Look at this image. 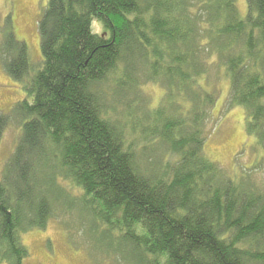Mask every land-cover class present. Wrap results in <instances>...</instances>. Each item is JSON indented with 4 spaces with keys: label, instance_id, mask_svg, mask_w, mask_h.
Segmentation results:
<instances>
[{
    "label": "trees",
    "instance_id": "16d2710c",
    "mask_svg": "<svg viewBox=\"0 0 264 264\" xmlns=\"http://www.w3.org/2000/svg\"><path fill=\"white\" fill-rule=\"evenodd\" d=\"M200 2L191 14L188 0H48L29 78L9 30L2 64L24 97L0 114V138L10 118L20 126L0 174V264H23L22 233L63 213L117 263L264 264V0L244 15L236 0ZM212 71L260 155L236 173L205 153ZM149 82L163 99L139 113L127 93Z\"/></svg>",
    "mask_w": 264,
    "mask_h": 264
},
{
    "label": "rangeland",
    "instance_id": "374dc122",
    "mask_svg": "<svg viewBox=\"0 0 264 264\" xmlns=\"http://www.w3.org/2000/svg\"><path fill=\"white\" fill-rule=\"evenodd\" d=\"M47 1L0 0V114L9 112L12 105L24 97L21 85L14 82L3 67L1 50L4 38L11 30L16 39L26 44L31 65L27 75L29 78L35 71V65L42 60L38 21ZM188 1L189 13L195 14L203 10V3L200 0ZM236 5L239 12L244 15L246 0H236ZM93 27L95 31H101V26L95 22ZM210 60H214V57ZM210 73V79L207 81L202 78L200 83L208 90L216 89L218 99L212 109L215 124L211 125L212 128L210 126L211 130L206 137L205 153L221 166L228 170L233 169L236 173L237 169L241 171V169L249 168L259 160L260 155L254 153L257 149L252 147L253 137L247 136L245 132L243 109L239 106L228 107L229 82L219 74L220 72L216 74L217 76L214 71ZM111 89L110 86L107 94L108 100L111 96ZM138 95L142 97L141 102L138 101ZM163 95L164 88L161 83L149 82L141 86L137 94L128 92L126 100L129 101V105H133L139 111V108L142 109L141 105L145 109L156 106L162 101ZM113 99L117 106L116 114L120 115L121 108L124 110L127 104L121 105L116 98ZM119 117H122L120 120L124 119L123 116ZM19 134L18 122L10 118L0 138V174L6 158L15 147ZM161 161L164 162V159ZM263 172H258L256 177L258 179L263 177L264 180ZM87 227L88 220L82 221L76 214L63 213L48 219L44 228H33L23 232L22 240L29 251L23 264H126L124 261L117 263L113 256L105 255L104 252L95 249V239H98L99 235L95 234L94 240L89 239L91 244L84 235Z\"/></svg>",
    "mask_w": 264,
    "mask_h": 264
}]
</instances>
